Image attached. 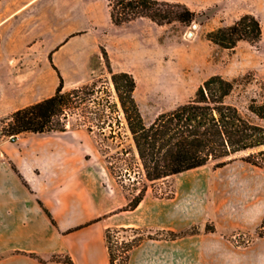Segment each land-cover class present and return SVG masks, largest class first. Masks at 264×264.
<instances>
[{
  "label": "rangeland",
  "instance_id": "rangeland-1",
  "mask_svg": "<svg viewBox=\"0 0 264 264\" xmlns=\"http://www.w3.org/2000/svg\"><path fill=\"white\" fill-rule=\"evenodd\" d=\"M38 2V12L35 14H38L37 19L40 21L34 26L22 28L20 32L18 28L21 22L15 19L2 29L4 46L0 52V86L10 92L22 94L18 98L19 104L36 103L55 93L59 76L50 62V55L55 65L54 58L57 56L56 60L62 66V72L59 71L64 77L67 90L93 82L98 85L106 84L102 81L111 77L107 68L109 58L115 72L128 71L135 76V97L147 124L153 122L159 114L188 102L211 76L222 75L228 79L246 77V81L227 100L235 104L246 117L264 126V120L249 110L252 99L264 103V0H234L214 5L196 12L195 20L190 25L177 21L164 26H159L148 18L116 26L110 18L108 0ZM11 3H15V0H3L0 14ZM48 6L52 9L50 14L55 15V20L49 25L45 22V17L49 14L46 9ZM246 13L256 15L261 21L263 34L257 44L241 41L235 49L229 50L208 39L209 32L233 24ZM13 39L24 42L17 53L8 50ZM62 45L63 49L59 50ZM81 50L87 51L88 57L83 54L81 58H74ZM7 55L13 56L15 60L9 62ZM8 62L12 68L17 69L19 75L9 74ZM108 87L112 99L119 102L112 84H108ZM2 111L3 107L0 105V115ZM6 116H0V120ZM121 118L124 121L122 142L119 138H105L98 129L88 131L87 126L79 123L76 116L70 118L67 133L30 134V137L71 142L74 147L82 148L85 154L82 162L104 168L115 186L120 185L131 200L145 185L146 194L172 197L175 193L172 181L183 179L188 174L195 179H241L247 181L245 186L248 190L258 182H264V170L244 160L250 151L235 154L222 161H211L187 174L173 175L154 182L147 181L123 114ZM4 139L15 140L8 137ZM122 149L129 152L121 153ZM222 162L224 164L220 165ZM110 166L115 168V172ZM116 174H122L126 188L118 182ZM233 190L232 197L229 193L222 195L218 190L211 201L219 203L232 200L237 204L242 197L235 193V187ZM255 199L248 194L247 202ZM246 205L248 203L243 207ZM147 233L145 231L144 234ZM138 236L136 232L120 231L113 234L112 242L121 246L123 242ZM258 238H264L259 236L258 231L244 232L234 242L247 246ZM118 253L122 254L121 251ZM120 263L121 256L116 261V264Z\"/></svg>",
  "mask_w": 264,
  "mask_h": 264
},
{
  "label": "crops",
  "instance_id": "crops-1",
  "mask_svg": "<svg viewBox=\"0 0 264 264\" xmlns=\"http://www.w3.org/2000/svg\"><path fill=\"white\" fill-rule=\"evenodd\" d=\"M164 1L180 2L198 12L234 0ZM38 5V0H15L7 5L0 14V52L4 46L2 29L15 19L21 22L20 32L34 26L40 21L35 14ZM46 9L49 14L45 22L49 25L55 15L50 14L51 6ZM23 43L13 39L8 50L17 53ZM83 54L88 57L87 51L81 50L74 58ZM6 58L9 62L15 60L9 55ZM9 62V74L19 75ZM21 95L0 86V116L35 103L19 104ZM30 134L0 141V264H66L53 261L55 254L71 256L73 264H110L108 228L134 227L162 233L183 232L196 226L199 233L176 240H144L131 251L128 264H264V238L247 246L234 242L244 232H256L263 223V181L248 190L247 181L241 179H195L188 174L172 181V197L148 193L135 209L126 210L131 199L120 185L115 186L104 168L82 162V148L71 142L36 139ZM234 187L242 197L239 203L211 201L218 190L232 197ZM248 194L256 199L247 202ZM39 200L51 212L55 224ZM245 203L248 205L243 207ZM209 225L215 230H208Z\"/></svg>",
  "mask_w": 264,
  "mask_h": 264
},
{
  "label": "trees",
  "instance_id": "trees-1",
  "mask_svg": "<svg viewBox=\"0 0 264 264\" xmlns=\"http://www.w3.org/2000/svg\"><path fill=\"white\" fill-rule=\"evenodd\" d=\"M108 8L111 21L116 26L140 18H148L159 26L177 21L190 25L197 15L186 4L164 0H108ZM262 34L259 18L252 13H246L233 24L209 32L207 37L212 43L233 50L241 41L257 44ZM50 62L59 76L55 93L1 119L0 141L7 137L17 139L24 133L67 132L70 118L76 116L79 123L87 126L88 131L94 132L98 129L105 138H119L122 142L123 114L147 181L166 179L205 166L211 161H222L247 151L250 153L244 160L264 169V126L246 117L235 104L227 100L246 81V77L228 79L222 75H213L198 88L195 96L188 102L159 114L153 122L147 124L135 97L137 81L131 72H115L107 58L111 77L102 81L106 84L98 85L93 82L67 90L64 77L53 63L51 55ZM108 84H112L119 102L112 99ZM249 110L264 120V103L252 99ZM128 152L125 149L121 151L126 154ZM110 168L115 172V168ZM116 178L126 188L122 174H116ZM146 192L145 185L126 210L135 209ZM39 204L55 224L51 212L41 200ZM208 230L214 231L215 227H208ZM120 231L136 232L139 236L119 246L112 242V236ZM145 231L147 230L134 227L108 228L106 242L110 264H116L120 256V264H128L131 251L146 239L176 240L199 233V228L155 234L150 231L144 234ZM257 231L260 237H264V220ZM29 255L40 259L34 253ZM52 260L73 264L72 257L65 254H55Z\"/></svg>",
  "mask_w": 264,
  "mask_h": 264
}]
</instances>
